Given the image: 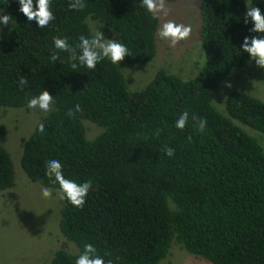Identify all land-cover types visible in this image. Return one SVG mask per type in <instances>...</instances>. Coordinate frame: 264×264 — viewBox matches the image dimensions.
Returning <instances> with one entry per match:
<instances>
[{
  "label": "trees",
  "instance_id": "1",
  "mask_svg": "<svg viewBox=\"0 0 264 264\" xmlns=\"http://www.w3.org/2000/svg\"><path fill=\"white\" fill-rule=\"evenodd\" d=\"M84 2L83 10H73L71 0H50L54 19L41 29L19 10L18 0H0V9L15 19L0 39L1 110H29L28 100L44 90L53 96L51 111L20 139L23 171L60 189L46 175L47 162L56 159L66 178L92 181L82 209L62 199L58 227L64 239L41 264H75L89 243L112 264H162L172 241L213 264H264V100L233 89L225 97L226 113L212 104L220 82L250 56L244 38L262 37L250 31V20L244 22L245 1L198 0L202 66L187 78L160 67L138 90L128 89L131 76L110 59L89 69L54 40L66 38L76 47L81 35L91 38L90 17L99 29L118 33L129 50L125 62L145 63L156 51L159 19L142 0ZM254 6L264 13V0ZM22 76L28 79L23 88ZM77 104L82 111L70 117ZM185 111L189 120L180 130L176 121ZM84 119L101 130L87 137ZM200 119L207 121L203 133ZM4 132L0 123V137ZM165 145L175 150L173 157ZM13 184V163L0 138V192Z\"/></svg>",
  "mask_w": 264,
  "mask_h": 264
},
{
  "label": "rangeland",
  "instance_id": "2",
  "mask_svg": "<svg viewBox=\"0 0 264 264\" xmlns=\"http://www.w3.org/2000/svg\"><path fill=\"white\" fill-rule=\"evenodd\" d=\"M246 5H255L258 0H244ZM171 9L167 16L159 14L156 37V51L153 58L145 63H117L125 76H131L127 83L130 90L143 88L160 67L178 74L182 78L192 76L202 66L204 53L200 39L202 16L198 0H166ZM255 7V6H254ZM0 14L10 15L0 9ZM264 14V13H262ZM15 21L14 17L11 15ZM90 20V21H88ZM168 20L192 26L191 36L179 42L174 48L169 40H163L158 32ZM92 32H103L108 40L119 42L118 33L112 28L99 29V23L86 18ZM15 24V23H14ZM12 25V27L14 26ZM0 23V39L6 38L10 29ZM8 31V32H7ZM7 32V33H5ZM264 37V33H261ZM231 84V87L227 85ZM233 89L248 91L264 100V68L258 67L248 56L243 64L233 67L224 77L212 95V104L222 113L225 111V97ZM0 107V123L5 132L1 142L10 154L14 168V184L0 192V264H41L48 261L59 246L63 235L59 231L60 189H52L51 198H45L41 189L47 187L30 180L20 165L21 137L28 136L38 119L46 113L39 108L26 110L25 107ZM237 122V120H234ZM86 136H95L101 128L88 120H83ZM238 123V122H237ZM242 125L250 134L262 136L259 131ZM49 188V187H47ZM67 249L76 252L77 248L67 241ZM162 264H213L208 259L189 252L178 242L172 241L169 252Z\"/></svg>",
  "mask_w": 264,
  "mask_h": 264
},
{
  "label": "clouds",
  "instance_id": "3",
  "mask_svg": "<svg viewBox=\"0 0 264 264\" xmlns=\"http://www.w3.org/2000/svg\"><path fill=\"white\" fill-rule=\"evenodd\" d=\"M21 5L20 11L27 17L28 21L36 20L39 28L43 29L49 25L54 19L51 11L50 0H18ZM142 5L153 17L159 18V14L167 16L171 9L167 6L166 0H142ZM84 0H71L70 8L73 10H83L85 8ZM35 8V10H34ZM246 13L244 22L249 20L254 27L250 29L254 33H264V14H262L259 7H254L252 4L246 5ZM0 23L8 26L10 23H15L11 15L0 14ZM192 26L183 23H176L173 20L164 22L158 32V35L163 40H169L170 46L175 47L179 42L187 40L192 34ZM80 43L76 47H70L66 38H55L54 45L57 49L70 53L73 61H78L80 65H86L89 69H95L97 64L108 58L113 64L120 63L129 54L128 48L115 39L108 40L105 38L103 32H96L91 38L81 35L79 37ZM243 51L248 53L253 60H255L258 67L264 68V37L252 36L245 37L242 45ZM79 49V52H77ZM52 61L58 60V56H51ZM77 63H72V68L75 69ZM20 86L23 88L28 83V79L22 76ZM231 87V84L227 85ZM53 103V96L48 90H44L37 96H32L28 100V107L31 109L39 108L41 111L47 113L51 111ZM82 111L79 104L75 105L74 109H70L67 113L73 117L76 112ZM189 120V113L183 112L176 121V127L183 130ZM207 126L206 119L198 121V131L203 133ZM39 131L43 133L45 126L43 123L39 125ZM158 129L156 134L159 135ZM191 137H189V140ZM163 151L169 157L175 155V150L167 145L164 146ZM46 175L54 184L58 183L60 191L63 193L61 199L66 198L73 206L83 208L86 203L91 188L92 181L88 180L83 183H77L72 179L66 178L63 174V165L59 160L50 159L46 164ZM42 195L45 198H51L52 189L44 187L41 189ZM75 264H112L111 260L107 262L103 257L97 254V249L92 244H85L83 253L76 259Z\"/></svg>",
  "mask_w": 264,
  "mask_h": 264
}]
</instances>
